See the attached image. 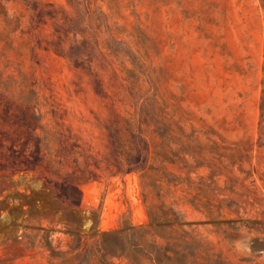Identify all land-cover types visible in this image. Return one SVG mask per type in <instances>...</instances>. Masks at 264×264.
Instances as JSON below:
<instances>
[{"label": "rangeland", "instance_id": "rangeland-1", "mask_svg": "<svg viewBox=\"0 0 264 264\" xmlns=\"http://www.w3.org/2000/svg\"><path fill=\"white\" fill-rule=\"evenodd\" d=\"M0 78L61 175L0 172V264H264V0H0Z\"/></svg>", "mask_w": 264, "mask_h": 264}, {"label": "trees", "instance_id": "trees-1", "mask_svg": "<svg viewBox=\"0 0 264 264\" xmlns=\"http://www.w3.org/2000/svg\"><path fill=\"white\" fill-rule=\"evenodd\" d=\"M1 78L0 172L14 174L24 171L32 172L47 181L57 183L56 180L61 178V175L50 165L51 163L47 165L40 141L36 137L41 117L40 110L35 102L34 90L27 87L5 86L6 84L1 81ZM259 108L261 117L264 119V78L262 79ZM65 180L66 182L73 181L76 188L79 189V185L89 181V178L85 176L75 177L68 174ZM57 184H60V182ZM222 212L219 213L222 214ZM49 249L56 252L52 246ZM153 262L154 264H160L156 259ZM221 264L226 263L222 262Z\"/></svg>", "mask_w": 264, "mask_h": 264}]
</instances>
